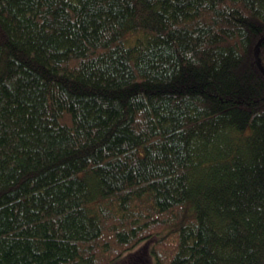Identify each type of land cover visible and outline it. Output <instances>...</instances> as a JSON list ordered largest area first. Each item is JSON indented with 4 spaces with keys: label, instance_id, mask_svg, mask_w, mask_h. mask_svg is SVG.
Wrapping results in <instances>:
<instances>
[{
    "label": "trees",
    "instance_id": "16d2710c",
    "mask_svg": "<svg viewBox=\"0 0 264 264\" xmlns=\"http://www.w3.org/2000/svg\"><path fill=\"white\" fill-rule=\"evenodd\" d=\"M260 39L264 0H0V264H264Z\"/></svg>",
    "mask_w": 264,
    "mask_h": 264
},
{
    "label": "rangeland",
    "instance_id": "374dc122",
    "mask_svg": "<svg viewBox=\"0 0 264 264\" xmlns=\"http://www.w3.org/2000/svg\"><path fill=\"white\" fill-rule=\"evenodd\" d=\"M149 244L146 245L145 248H144L146 251L149 249ZM139 245L135 246L133 248V250L134 249L135 250L134 251L132 250L133 252L131 254H129V255H127V253H125L126 251H123L124 248H122L120 250L119 249H113L114 251L111 253V255H109L108 257H105V258L104 257L101 258V260L99 261L98 264H107L108 262H111L112 259L116 258L117 255L120 254L122 251L123 252H122L121 256H123L122 259L123 258L124 259L122 260L121 258H118V259H116V261L113 264H139L140 262H139V259H138L137 256H139L140 251H141V249L143 247L142 245H140V246ZM124 254H126V258L124 257ZM145 257H146V255H145ZM145 264H155V263H154V261L152 259H147Z\"/></svg>",
    "mask_w": 264,
    "mask_h": 264
},
{
    "label": "water",
    "instance_id": "95a60500",
    "mask_svg": "<svg viewBox=\"0 0 264 264\" xmlns=\"http://www.w3.org/2000/svg\"><path fill=\"white\" fill-rule=\"evenodd\" d=\"M260 41H261V39L257 42V44L254 47L253 56H254V60H255L256 66L264 74V71H263V69H262V67H261V65L259 63V60H258V46L260 44Z\"/></svg>",
    "mask_w": 264,
    "mask_h": 264
}]
</instances>
